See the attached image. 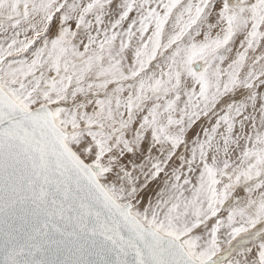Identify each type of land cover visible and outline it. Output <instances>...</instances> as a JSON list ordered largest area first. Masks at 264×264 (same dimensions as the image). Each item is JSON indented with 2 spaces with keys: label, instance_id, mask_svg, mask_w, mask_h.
<instances>
[{
  "label": "snow or ice",
  "instance_id": "1",
  "mask_svg": "<svg viewBox=\"0 0 264 264\" xmlns=\"http://www.w3.org/2000/svg\"><path fill=\"white\" fill-rule=\"evenodd\" d=\"M0 264H264V0H0Z\"/></svg>",
  "mask_w": 264,
  "mask_h": 264
}]
</instances>
